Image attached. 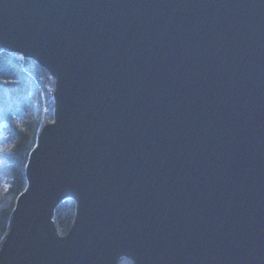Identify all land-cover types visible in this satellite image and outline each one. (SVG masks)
I'll list each match as a JSON object with an SVG mask.
<instances>
[{"label":"water","instance_id":"95a60500","mask_svg":"<svg viewBox=\"0 0 264 264\" xmlns=\"http://www.w3.org/2000/svg\"><path fill=\"white\" fill-rule=\"evenodd\" d=\"M0 51L53 79L0 264H264V0H0Z\"/></svg>","mask_w":264,"mask_h":264},{"label":"trees","instance_id":"16d2710c","mask_svg":"<svg viewBox=\"0 0 264 264\" xmlns=\"http://www.w3.org/2000/svg\"><path fill=\"white\" fill-rule=\"evenodd\" d=\"M46 97L52 112L53 102L47 89L53 86L52 77L36 63L21 56L0 51V246L7 233L11 212L17 196L25 188L24 168L27 157L36 145L40 129L52 120L41 121V105L35 100L37 87ZM75 205L64 201L54 213L59 235L69 230ZM118 264H132L122 258Z\"/></svg>","mask_w":264,"mask_h":264},{"label":"rangeland","instance_id":"374dc122","mask_svg":"<svg viewBox=\"0 0 264 264\" xmlns=\"http://www.w3.org/2000/svg\"><path fill=\"white\" fill-rule=\"evenodd\" d=\"M50 88H52V87H50ZM37 89H38V94H37V97H36V101L39 100V98L41 99V102L39 104L42 105V109H44V112L42 113V116H43V119L46 120V118L51 116V111L48 109L47 100H46V97H45V94H44L43 90L39 86L37 87ZM48 89H47V93H48Z\"/></svg>","mask_w":264,"mask_h":264}]
</instances>
